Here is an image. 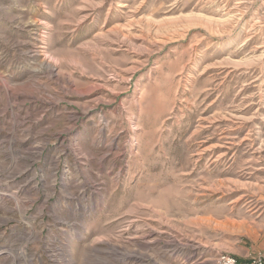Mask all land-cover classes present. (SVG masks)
<instances>
[{
	"label": "rangeland",
	"instance_id": "374dc122",
	"mask_svg": "<svg viewBox=\"0 0 264 264\" xmlns=\"http://www.w3.org/2000/svg\"><path fill=\"white\" fill-rule=\"evenodd\" d=\"M221 256L264 264V0H0V264Z\"/></svg>",
	"mask_w": 264,
	"mask_h": 264
},
{
	"label": "built area",
	"instance_id": "2783aa9c",
	"mask_svg": "<svg viewBox=\"0 0 264 264\" xmlns=\"http://www.w3.org/2000/svg\"><path fill=\"white\" fill-rule=\"evenodd\" d=\"M217 264H263V259L257 257L250 260H239L233 256H221L218 259Z\"/></svg>",
	"mask_w": 264,
	"mask_h": 264
},
{
	"label": "crops",
	"instance_id": "0c3cea01",
	"mask_svg": "<svg viewBox=\"0 0 264 264\" xmlns=\"http://www.w3.org/2000/svg\"><path fill=\"white\" fill-rule=\"evenodd\" d=\"M236 253H238L237 255H238V258H246L247 256H248V252H245V251H238V252H236Z\"/></svg>",
	"mask_w": 264,
	"mask_h": 264
}]
</instances>
